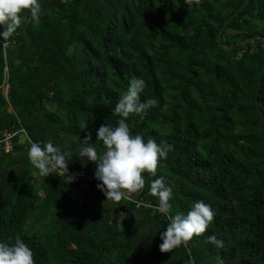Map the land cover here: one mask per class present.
<instances>
[{"label":"trees","instance_id":"1","mask_svg":"<svg viewBox=\"0 0 264 264\" xmlns=\"http://www.w3.org/2000/svg\"><path fill=\"white\" fill-rule=\"evenodd\" d=\"M244 1L39 0L38 23L24 10L25 21L0 39V240L19 234L35 264H264V125L255 101L264 47L240 43L264 38V0H249L222 30L221 43L237 45L226 51L216 41ZM133 76L146 81L141 101L157 103L143 117L130 114V130L171 150L156 176L142 173L143 189L114 202L96 187L95 163L76 154L89 134L104 150L96 129L116 123L113 108ZM258 106L264 114V74ZM4 130L13 134L8 151ZM32 141L71 154L67 172L41 176L28 160ZM158 176L172 189L170 214L197 200L215 213L204 233L170 251L159 249L169 221L149 192ZM212 235L222 246L208 242Z\"/></svg>","mask_w":264,"mask_h":264},{"label":"clouds","instance_id":"2","mask_svg":"<svg viewBox=\"0 0 264 264\" xmlns=\"http://www.w3.org/2000/svg\"><path fill=\"white\" fill-rule=\"evenodd\" d=\"M24 10L28 11L33 21L39 22V0H0V39L11 37L25 21L26 18L22 15ZM146 86L142 77H131L126 91L113 108L114 114L119 117L116 123H102L96 129V139L102 141L104 150L98 153L97 148L89 142V134L83 139L85 143L76 154L95 163L93 176L98 181L96 187L105 198L114 202L122 199L125 190L131 193L143 189L145 178L142 173L146 171L156 176L159 160L166 158L171 150V145L164 141L157 143L153 138L145 140L143 133L133 134L130 130L126 118L133 113L143 117L147 109L157 103L154 98L141 101L140 93ZM27 156L40 175L46 177L52 173L53 168H60L65 174L72 155L62 151L52 141H32ZM66 177V182L74 178L71 175ZM149 192L158 197L155 211L163 214L169 221L164 231L160 232L161 251H170L194 235L204 233L213 221L215 213L211 205L203 200L194 201L187 212L177 211L170 214L172 189L166 184L163 176H158L150 182ZM142 203L137 201V207ZM207 240L218 247L222 246V242L214 235L207 237ZM0 264H35L31 247L19 234L10 237L9 242L0 240Z\"/></svg>","mask_w":264,"mask_h":264},{"label":"water","instance_id":"3","mask_svg":"<svg viewBox=\"0 0 264 264\" xmlns=\"http://www.w3.org/2000/svg\"><path fill=\"white\" fill-rule=\"evenodd\" d=\"M249 0H245L240 6H238L228 17L227 19L224 21V23L222 24V26L219 28L217 35H216V41L218 43V45L224 49V50H229L230 48L234 47L235 45H237L239 42L234 43L230 46H225L221 43V33L222 30L226 27V25L232 20L233 17H235L247 4H248ZM255 39H260L262 41V46L264 47V38L259 36V35H254L252 37L246 38L245 40L241 41L240 43L242 45H246L247 43H250L252 41H254ZM264 74V63L263 66L259 72V76H258V80H257V85H256V91H255V101H256V106L259 112V116H260V121L261 123L264 125V114L261 112L259 106H258V93H259V87L261 84V79L262 76Z\"/></svg>","mask_w":264,"mask_h":264},{"label":"built area","instance_id":"4","mask_svg":"<svg viewBox=\"0 0 264 264\" xmlns=\"http://www.w3.org/2000/svg\"><path fill=\"white\" fill-rule=\"evenodd\" d=\"M12 133L8 130H4L2 132V136H3V148L5 151H8L12 148ZM76 174H79L81 176H83V178H88V176L86 175V173L83 170H80L78 172H75Z\"/></svg>","mask_w":264,"mask_h":264},{"label":"rangeland","instance_id":"5","mask_svg":"<svg viewBox=\"0 0 264 264\" xmlns=\"http://www.w3.org/2000/svg\"><path fill=\"white\" fill-rule=\"evenodd\" d=\"M3 89H4V91L6 92L7 91V89H8V85H5L4 87H3ZM19 140L20 141H23V136H20V138H19ZM125 193L128 195L129 194V192H127V191H125ZM71 195L73 196V198L74 199H76V200H80V194H77L75 191H73L72 193H71ZM120 218H121V213H118V214H116V215H114L113 217H112V221L113 222H119L120 221Z\"/></svg>","mask_w":264,"mask_h":264}]
</instances>
